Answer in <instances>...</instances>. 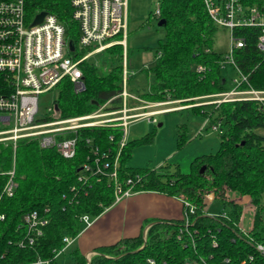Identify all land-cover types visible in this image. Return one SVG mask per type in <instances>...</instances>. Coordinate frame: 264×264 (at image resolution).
I'll use <instances>...</instances> for the list:
<instances>
[{"label":"trees","instance_id":"16d2710c","mask_svg":"<svg viewBox=\"0 0 264 264\" xmlns=\"http://www.w3.org/2000/svg\"><path fill=\"white\" fill-rule=\"evenodd\" d=\"M159 5V20L165 19L166 37L159 39L156 59L150 67L154 74L151 90L141 97L151 102L182 100L180 106L191 105L190 109L218 126L221 143L215 152L195 157L190 171L183 173L179 166L172 169L169 163L164 171L128 165L133 149L152 142L155 132L127 139L119 155V180L124 189L132 186L137 192L156 191L196 203L199 244L194 251L176 240L181 219L153 218L145 222L144 227L151 224L146 238L143 227L136 236L97 246L90 261L80 248H73L74 264H142L148 256L181 264L195 253L206 256L211 264H242L244 259L246 264H264V254L255 247L257 243L264 244V132L260 131H264V101L234 99L198 104V97L227 92L236 85L234 79L229 82L223 71L230 64L224 63L227 52L214 49L219 25L212 19L204 0H160ZM32 9L55 11L66 25L67 38L77 47V22L67 0H39ZM234 34L244 39V46L234 50L233 59L248 77L239 88L264 90V52L257 45L260 28L238 26ZM88 49L76 50L74 55L84 54ZM102 53L109 69L101 73L97 63L90 58L84 60L81 67L85 89L77 92L71 79L63 78L58 84L56 115L45 119L87 114L113 97L112 107L120 106L123 45L115 44ZM198 64L204 65L205 71L199 72ZM7 82L0 72V92ZM181 126L184 128L185 124ZM76 135L77 151L71 158L61 155L55 147H42L39 136L20 138L16 147L12 142H0V214L5 215L4 219L0 218V264H37L39 260L44 261L42 264H59L57 255L66 245L65 237L75 239L85 228L81 216L88 214L95 219L115 204L114 181L91 175L84 165L96 164V149L100 155L112 152L114 156L120 147L123 128L87 126ZM188 141L184 131L179 133L178 148ZM203 166L205 170L201 172ZM13 169L17 187L13 195H7L4 188ZM81 174H88V181L80 180ZM129 178L133 179L132 184H127ZM212 190L229 207L227 217H211L206 213L204 193ZM228 190L251 197L254 225L247 234L239 226L243 207L226 197ZM33 210L47 217L48 223L43 234L30 244L24 216ZM214 237L218 241L216 246L212 244Z\"/></svg>","mask_w":264,"mask_h":264},{"label":"built area","instance_id":"2783aa9c","mask_svg":"<svg viewBox=\"0 0 264 264\" xmlns=\"http://www.w3.org/2000/svg\"><path fill=\"white\" fill-rule=\"evenodd\" d=\"M39 0H0V72L7 78V86L0 92V142H12L16 147L20 138L39 136L42 147H55L66 158L74 157L77 151L78 136L76 133L87 126L95 125H119L123 128V136L116 154H99L95 150L94 165L85 164V170L96 177H107L115 184L116 202L128 197L137 191L130 186L123 188L119 180V155L120 150L127 142V125L130 119L150 116L149 119L157 121L155 115L161 110L139 112L150 107L146 105H129V98L140 100L131 94L127 88L129 77L127 63V37H128V5L129 0H67L71 8L72 18L77 22L78 43H74V49H70L67 38V28L58 14L49 9H37L33 11V4ZM204 0L212 19L217 25H224L231 30V47L227 51V62L235 64L233 52L244 46V39L234 34L238 26L259 27L261 34L258 37V47L264 52V0ZM46 11L43 20L34 23L36 16ZM156 16L160 18V5ZM115 44L123 45V89L118 96L121 98L119 107H112L109 99L96 110L66 118L45 119L37 115L40 111V95L45 92L56 93L53 104L49 107L55 116V102L59 98L58 84L68 77L74 83L75 91L85 89L83 70L81 64L96 53ZM89 48V49H88ZM88 49L84 54H76ZM237 67V66H236ZM199 72L205 71V66L197 65ZM239 77L234 78L236 83L230 91L214 94L221 99L213 102H221L234 99H255L264 101V90L248 87L239 88L248 77L237 67ZM1 90V89H0ZM212 96L206 95L205 97ZM143 100V99H142ZM140 100V101H142ZM178 108V107H176ZM213 129L218 130L214 125ZM75 134V135H72ZM71 135V136H70ZM113 138V137H111ZM10 177L5 185L4 192L13 195L17 187L14 180L15 171H9ZM88 174H81L80 180L88 181ZM129 178L127 184H132ZM215 191L204 193L203 202L207 205L217 197ZM183 203L182 225L176 232V240L185 246H191L194 251L198 247V238L201 233L195 226L198 205L187 198H180ZM206 210V209H205ZM49 208H45L48 212ZM207 213V212H206ZM208 214V213H207ZM211 217H227V211L217 214H208ZM5 215L0 214L4 219ZM85 227L90 226L94 219L88 214L81 216ZM28 228L27 240L33 244L36 237L43 234V227L48 223V218L33 210L24 216ZM240 226V224H239ZM150 227V226H149ZM148 227V229H149ZM241 227V226H240ZM147 229V231H148ZM241 229L247 234L243 227ZM145 231V238L147 235ZM211 232V231H210ZM213 236V235H212ZM73 238L66 236L65 250ZM23 244V242H22ZM213 246L218 245L217 239L212 240ZM256 249L264 254V244H255ZM253 258V256H251ZM225 261L229 259L225 258ZM246 259L242 264H246ZM39 260L36 263L42 264ZM142 264H174L166 258L148 256ZM181 264H211L209 259L201 253L187 256Z\"/></svg>","mask_w":264,"mask_h":264},{"label":"rangeland","instance_id":"374dc122","mask_svg":"<svg viewBox=\"0 0 264 264\" xmlns=\"http://www.w3.org/2000/svg\"><path fill=\"white\" fill-rule=\"evenodd\" d=\"M159 2L160 0H129L127 38L129 48L128 91L138 96L151 90L154 74L150 67L154 65L156 59L159 39L166 37V29L163 25H159V18L155 14ZM230 47V28L219 25L215 34L214 49L219 52H227ZM90 60L100 66L99 71L101 73L109 69L102 52L96 53ZM223 71L227 75L229 82L239 77V72L231 64L226 65ZM54 96H56L55 92L51 94L45 92L40 95V111L37 115L39 118L52 114L49 107L53 104ZM215 97L220 96L212 94V96L208 97H198L200 101L198 104L213 102L215 99L204 100ZM180 101L182 100L166 102L149 101L150 107L142 109L139 112L165 109L155 115L156 122L149 119L150 116L129 120L126 127L128 140L140 138L151 131L155 132V136L152 142L141 144L133 149L128 165L133 167L149 166L157 168L159 171H164V166L169 163L172 169L179 166L183 173H188L191 162L195 157L215 152L219 148L221 136L217 130L213 129L212 120L194 112L189 108L191 105L181 107ZM146 104L148 103L144 100L140 102L134 98H129L130 106ZM56 105L57 101L54 106ZM182 124H185L184 128L181 126ZM183 131L186 133L189 141L183 148L179 149L177 139L179 133ZM260 131L264 132L263 130ZM250 206L251 210L255 211L254 206L252 204ZM205 209L208 214H217L221 211H227L229 207L224 204L221 198H216L214 201L209 202L205 206ZM253 216L254 213L251 211L243 214V225L248 227L251 224L250 219ZM76 245L77 243L74 245L70 244L65 250L58 253L57 261L59 264H74L71 250ZM88 259L90 261L91 257L88 256Z\"/></svg>","mask_w":264,"mask_h":264},{"label":"crops","instance_id":"0c3cea01","mask_svg":"<svg viewBox=\"0 0 264 264\" xmlns=\"http://www.w3.org/2000/svg\"><path fill=\"white\" fill-rule=\"evenodd\" d=\"M127 63L129 65L128 61ZM135 96L139 97L140 100H145L141 96ZM227 198L243 207L239 224L247 231H251L254 225V216L250 219L251 224L248 227L242 223L243 214L247 211L255 214V211L251 210L250 206L251 197L228 190ZM182 215L183 203L179 197L156 191H138L129 197H124L119 202H115V204L107 208L101 215L94 219L90 226L82 229L71 245L77 243L75 247L80 248L88 259V256L92 257L96 253L94 249L97 246L112 244L121 238L138 235L143 230L145 222L148 219L176 220L181 219ZM150 225L148 224L144 227V234Z\"/></svg>","mask_w":264,"mask_h":264},{"label":"water","instance_id":"95a60500","mask_svg":"<svg viewBox=\"0 0 264 264\" xmlns=\"http://www.w3.org/2000/svg\"><path fill=\"white\" fill-rule=\"evenodd\" d=\"M46 14V11H42L40 12L36 18H35V21L34 23H37V22H40L43 20V17L44 15ZM165 23V19H160L159 20V25H163ZM69 45H70V49L73 50L74 49V43L72 41L69 42ZM207 103H210V102H207ZM56 109H57V105L55 106ZM161 124V123H160ZM205 170V166H203V168L201 169V172H203ZM144 246L141 247V249L143 248Z\"/></svg>","mask_w":264,"mask_h":264}]
</instances>
